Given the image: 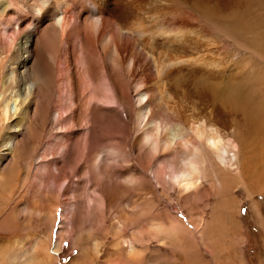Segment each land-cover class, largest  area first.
Wrapping results in <instances>:
<instances>
[{"label": "bare ground", "instance_id": "1", "mask_svg": "<svg viewBox=\"0 0 264 264\" xmlns=\"http://www.w3.org/2000/svg\"><path fill=\"white\" fill-rule=\"evenodd\" d=\"M254 52L264 58V0H0V133L12 105L24 130L56 96L55 123L79 121L88 143L110 105L108 123L131 124L148 167L180 193L224 186L231 172L262 183L264 67L254 71ZM114 143L96 168L126 158Z\"/></svg>", "mask_w": 264, "mask_h": 264}, {"label": "rangeland", "instance_id": "2", "mask_svg": "<svg viewBox=\"0 0 264 264\" xmlns=\"http://www.w3.org/2000/svg\"><path fill=\"white\" fill-rule=\"evenodd\" d=\"M251 58L263 70L264 58ZM243 64L233 61L236 71ZM56 101L49 115H29L24 130L12 105L11 128L0 133L16 143L0 136V264H264V180L242 183L231 172L224 186L180 193L148 167L131 124L122 132L108 123L110 105L85 143L79 121L55 123ZM114 142L126 158L96 168V153ZM259 164L264 175V154Z\"/></svg>", "mask_w": 264, "mask_h": 264}]
</instances>
